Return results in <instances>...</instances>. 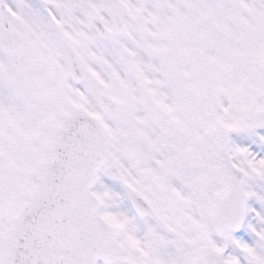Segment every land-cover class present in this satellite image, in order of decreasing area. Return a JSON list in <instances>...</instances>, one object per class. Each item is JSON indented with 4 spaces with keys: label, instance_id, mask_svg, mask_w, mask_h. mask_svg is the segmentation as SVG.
<instances>
[{
    "label": "snow or ice",
    "instance_id": "1",
    "mask_svg": "<svg viewBox=\"0 0 264 264\" xmlns=\"http://www.w3.org/2000/svg\"><path fill=\"white\" fill-rule=\"evenodd\" d=\"M0 264H264V0H0Z\"/></svg>",
    "mask_w": 264,
    "mask_h": 264
}]
</instances>
